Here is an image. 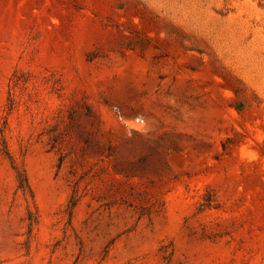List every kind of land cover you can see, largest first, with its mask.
<instances>
[{"label":"rangeland","instance_id":"1","mask_svg":"<svg viewBox=\"0 0 264 264\" xmlns=\"http://www.w3.org/2000/svg\"><path fill=\"white\" fill-rule=\"evenodd\" d=\"M0 264H264V0H0Z\"/></svg>","mask_w":264,"mask_h":264}]
</instances>
